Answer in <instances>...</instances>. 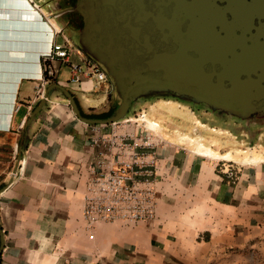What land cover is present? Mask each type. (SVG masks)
Returning <instances> with one entry per match:
<instances>
[{
	"label": "crops",
	"instance_id": "1",
	"mask_svg": "<svg viewBox=\"0 0 264 264\" xmlns=\"http://www.w3.org/2000/svg\"><path fill=\"white\" fill-rule=\"evenodd\" d=\"M33 1L48 19L26 7L38 29L28 41L0 29V264H199L209 254L262 243L264 123L258 140L247 139L233 118L188 105L183 106L186 114L169 110L166 125L145 109L114 125L134 128L136 115L143 112L163 137L155 216L87 226L82 193L94 152L90 136L94 126L102 133L112 125L82 121L57 91L28 126L26 121L42 97L41 89L44 93L52 82L68 87L84 112L105 110L117 97L110 81L95 87L90 78L67 82L69 66L59 59L53 61L57 79L40 83L38 55L53 40L47 23L62 29L56 14L72 0ZM76 31L63 28L54 40L69 37L74 46L70 58L80 61ZM14 102L19 103L16 109Z\"/></svg>",
	"mask_w": 264,
	"mask_h": 264
},
{
	"label": "water",
	"instance_id": "2",
	"mask_svg": "<svg viewBox=\"0 0 264 264\" xmlns=\"http://www.w3.org/2000/svg\"><path fill=\"white\" fill-rule=\"evenodd\" d=\"M4 1L0 29L31 38L36 19L22 1ZM63 10L81 14L74 40L104 69L117 104L105 117L85 116L69 88L52 82L27 126L54 91L86 123L121 120L140 98L158 96L239 120L264 117V0H75ZM3 246L0 225V256Z\"/></svg>",
	"mask_w": 264,
	"mask_h": 264
},
{
	"label": "built area",
	"instance_id": "3",
	"mask_svg": "<svg viewBox=\"0 0 264 264\" xmlns=\"http://www.w3.org/2000/svg\"><path fill=\"white\" fill-rule=\"evenodd\" d=\"M27 1L40 18L48 19L35 1ZM47 25L53 40L48 50L38 55L40 83L57 79L55 59L68 64L67 82L79 83L83 78H90L95 87L109 81L104 69L80 48V61L71 60L74 46L69 37L64 35L62 41H55L54 37L63 30L50 21ZM43 91L41 89L40 93ZM18 105L14 102V109ZM136 117L138 120L131 129L116 128V121L110 122L111 128L102 133L96 126L93 128L90 143L94 152L88 162L82 193V215L88 227L98 221L137 222L155 216L160 181L158 155L163 137L157 128L149 125L143 112ZM130 118L121 120L130 121ZM229 173L232 174V170Z\"/></svg>",
	"mask_w": 264,
	"mask_h": 264
},
{
	"label": "rangeland",
	"instance_id": "4",
	"mask_svg": "<svg viewBox=\"0 0 264 264\" xmlns=\"http://www.w3.org/2000/svg\"><path fill=\"white\" fill-rule=\"evenodd\" d=\"M2 2H4V0H0V5ZM0 9H2L1 6ZM163 98H169L170 102L169 103L163 102L164 101L162 100ZM152 102H155L156 105L154 106L156 108H151L150 104ZM177 102H179V104H181L182 106L178 107L176 104ZM184 105H188L189 107L196 109V107H194L193 105L170 96L167 97L158 96V97H150L146 99L140 98L137 103H134L132 105L129 113H135L141 109H145L148 115H150V117L155 119L158 123L166 125L165 122H167V120L165 119V116L169 115L168 111L172 110L178 114H186L187 107H183ZM161 113L165 115H162ZM233 119H235L236 121H241V128H239L238 130L242 129L246 131L247 135L244 138L248 139V137H250L249 139L258 140L257 135L260 129L263 128L262 123L246 124L245 120H239L237 118H233ZM172 135L173 133H170L169 137H171ZM263 141H264V137L261 138V142ZM199 264H264V241L262 243H259L257 246H248L243 249H236L231 251L227 250V251L215 252L213 254H209Z\"/></svg>",
	"mask_w": 264,
	"mask_h": 264
},
{
	"label": "flooded vegetation",
	"instance_id": "5",
	"mask_svg": "<svg viewBox=\"0 0 264 264\" xmlns=\"http://www.w3.org/2000/svg\"><path fill=\"white\" fill-rule=\"evenodd\" d=\"M40 1L44 2V3H49L52 0H40ZM74 1L75 0H72L69 4H73ZM59 10H60V12H58L56 15L59 16L60 21H62V23H63L62 30H63V28L67 29V30H70L72 32L78 30L79 27L82 24V16H81V14L78 11H76V10H64L63 11L62 7L59 8ZM215 113H217L218 115H223V116L230 117L227 114H223V113H219V112H215ZM237 122L241 123V121H237ZM245 122H246V124H250V123H255V124L264 123V117L261 118V119L250 118V119L245 120Z\"/></svg>",
	"mask_w": 264,
	"mask_h": 264
},
{
	"label": "trees",
	"instance_id": "6",
	"mask_svg": "<svg viewBox=\"0 0 264 264\" xmlns=\"http://www.w3.org/2000/svg\"><path fill=\"white\" fill-rule=\"evenodd\" d=\"M117 102H113L107 109L98 111V112H84L81 111V113L85 116H91V117H105L109 115L113 109L115 108Z\"/></svg>",
	"mask_w": 264,
	"mask_h": 264
},
{
	"label": "bare ground",
	"instance_id": "7",
	"mask_svg": "<svg viewBox=\"0 0 264 264\" xmlns=\"http://www.w3.org/2000/svg\"><path fill=\"white\" fill-rule=\"evenodd\" d=\"M18 1H22V3H21V8H26V7H29L30 8V5H29V1H27V0H18ZM8 2L9 1H4V2H2L1 3V7H3V6H5V5H7L8 4ZM26 2V3H25ZM26 4H28V6H26ZM0 14H2L1 13V11H0ZM8 33V32H7ZM147 122L149 123V125L151 126V127H154V128H157V124H156V122L155 121H153V120H149L148 118H147ZM205 151V150H204ZM209 151V150H208ZM207 151V152H208ZM206 153V152H205ZM209 153V152H208ZM230 155H227L226 157H229Z\"/></svg>",
	"mask_w": 264,
	"mask_h": 264
}]
</instances>
